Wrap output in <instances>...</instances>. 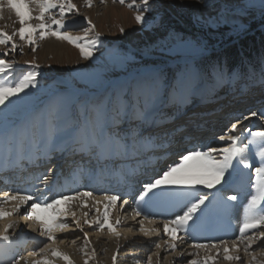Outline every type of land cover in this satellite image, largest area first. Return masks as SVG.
<instances>
[{
    "label": "rangeland",
    "instance_id": "1",
    "mask_svg": "<svg viewBox=\"0 0 264 264\" xmlns=\"http://www.w3.org/2000/svg\"><path fill=\"white\" fill-rule=\"evenodd\" d=\"M131 2L125 0L121 4L119 0H92L91 7H87L85 0H72L76 9L65 13L66 26L60 30L73 37H82L91 28L85 17L91 20L95 27L87 41L95 42V47L92 57L87 60L74 44L51 35L44 40L37 35L35 52L32 51L33 45L20 40L18 35L7 45H0V58L16 62L12 69L0 74V78L7 75L8 81H17L28 71L38 73L35 88L26 89L27 95L21 93V98H12V104L0 107V153L4 152L6 156H3V161L13 158L17 145L23 147V152L22 149L20 151L24 156L32 145L36 149L48 150V154L55 147L59 151L64 150L71 145L69 139L75 133L77 123L84 119L83 104L104 100L113 117L116 110L131 111L142 107L147 97L137 90V84L152 73L160 76L159 96L154 105L155 119L181 112L202 91V94L210 92L211 95L223 96L222 101H227L226 98L242 88L264 83V53L248 62L241 50L242 40L251 36L259 40L258 33L264 31V0H148L149 10L144 12L141 23H137L135 16L144 9L142 0H136L135 6L130 8L128 4ZM107 7L111 11H105ZM58 11V8L52 10L53 14ZM2 15L0 29L11 34L19 28L14 12L5 8ZM12 19L17 22L14 29L9 26ZM253 24L255 26L250 29ZM56 27L52 25L53 29ZM49 39L57 43V53L47 49ZM13 42L17 45L15 52L11 51ZM231 48L236 49V54L226 55ZM5 51H8L6 57ZM23 51L27 59H23ZM230 57L236 59L235 67L230 68ZM34 64L40 67L34 69ZM219 101L214 100L212 104ZM211 107L208 112H202L200 108L192 109V112L198 117L205 113L210 115ZM87 115L92 117L90 110ZM127 122H118L114 129H120V133L126 129L125 125L132 126ZM192 122L190 124H194ZM197 124L198 128L188 126L191 134L197 132L196 129L206 130ZM239 147L243 148V145ZM55 161L44 166L50 170ZM81 226L84 230L85 225ZM72 231L69 236L83 238L80 229ZM91 232L92 240L101 239L106 243V236L98 233L94 237L92 234L98 231ZM112 235L119 238L122 234L112 233L109 236ZM44 243L37 245L34 251L38 252L39 246L42 245V248ZM152 249L148 247L140 254L142 259L151 257L149 251L152 252ZM26 252L27 249L20 253L26 255ZM256 254L258 260L264 261V256ZM76 257L87 258L88 264H101L103 259L95 255L82 256L79 252ZM71 260L73 264H84L76 258ZM240 260L242 263V257ZM247 264L254 262L249 260Z\"/></svg>",
    "mask_w": 264,
    "mask_h": 264
},
{
    "label": "snow or ice",
    "instance_id": "2",
    "mask_svg": "<svg viewBox=\"0 0 264 264\" xmlns=\"http://www.w3.org/2000/svg\"><path fill=\"white\" fill-rule=\"evenodd\" d=\"M104 2V0H101ZM121 4L125 3V0H119ZM144 5L143 11H140L135 20L137 23H141L144 20V12L148 11V0H142ZM136 4V0H132L128 4V7H133ZM92 0H85V6L91 7ZM7 8L9 11L14 12L16 21L19 24V28L15 29L11 34L7 31L0 29V45H7L13 40L14 36H19L20 40H26L29 45H33L32 51H36V37L38 35L40 40H44L47 36L51 35L58 40H66L69 43L74 44L79 48L80 55L84 59H89L93 55V48L95 42L87 41V37L94 25L90 19L85 17L88 24L91 25L89 30L84 32L82 37H73L67 32H62L60 29L66 26L65 13L72 12L76 9V5L72 3V0H0V19L3 18V12ZM59 9L57 14H53V9ZM57 16L59 18H57ZM52 25H56L55 29ZM123 31V29H121ZM99 34H97L98 36ZM85 41L80 43L79 41ZM17 49L16 43H12L11 51L15 52ZM22 51V50H21ZM8 55V51L4 52V56ZM15 61H9L7 59L0 58V74H5L7 70L12 69ZM29 63V62H26ZM39 64H34L33 68L38 69ZM10 75V73H9ZM38 73L35 70L28 71L26 75L17 81H8V76L4 75L0 78V107H7L8 104H12V98H21V93H26V89L35 88L36 77ZM7 81V82H6ZM137 90L146 95V101L142 107H136L129 111L128 109L116 110L115 117L110 115V109L108 103L104 100L92 102L90 104H83L84 119L77 123L74 128L76 134V141L81 145L82 150H86L89 154L95 152L97 156L104 153L124 154L131 151L135 154L137 145L146 143L151 145L153 141L149 140L145 136V131L155 125V112L154 105L156 99L159 96L160 90V76L159 74L152 73L144 78L137 84ZM91 111L92 117L87 115L88 111ZM252 116H257L256 112H252ZM264 119V115L261 116ZM129 121L132 126L127 130H122L120 133L113 131L117 127L118 122ZM233 133L237 131V125L232 124L231 130ZM247 135L243 133L241 135H220V141H228L229 146L223 148L207 147V150H190L187 154L181 156L178 163L173 166H169L166 171H163L162 176L155 179L153 182L146 183L143 188V192L140 195V199L148 196L149 193L156 195L155 189L160 188L163 185H173L172 189L164 190L166 195L173 201H183V206L186 210H183V214H177L174 219L164 221L163 231L166 235L171 236V242H167L168 246L174 251L177 247L175 241L178 239L177 232H186L189 221L198 212L204 211L201 206L207 207L206 201H209L207 193L201 191L197 185H203L204 188L212 189L216 185H221L217 191H221L222 188L230 185L228 177L233 176V173L243 175L240 170V166L243 169L251 170L254 174V181L250 179V187L254 189L255 194H251L250 200H248L246 207L244 208L243 222L239 226V235L231 241L221 240L219 245L217 244H194L193 247L200 248H213L218 249L223 247V259L224 260H236L241 258L235 254L239 251L238 245H243L244 252L250 256V261L254 264H264V261L257 259L256 253H250L249 249L257 240L264 239V231L257 232L256 230L260 226L264 225V146L259 148V151L255 153L259 157V166H255L254 163L248 162V157L244 155L245 152H250V145H253L259 140L261 144H264V131H249L245 130ZM243 137V138H242ZM250 137V139H249ZM247 140V143H244ZM243 145V148L238 145ZM219 153L222 159L217 160L215 153ZM235 161V163H234ZM171 178V179H170ZM41 183L49 191V176L47 174L40 177ZM223 182V183H222ZM53 184H57V180L54 178ZM40 191V190H38ZM41 196L43 192L41 191ZM91 192H79L77 191L73 195H66L60 193L58 198L51 199L50 202L47 198L43 199L39 196L34 198V194H15L4 193L2 203L7 205L10 201H15L11 210L5 207H0V219H4L7 216H11L14 213H20L23 205H28L29 201L32 203L30 207L25 209V215L23 217L26 221H32L36 227L32 230L39 229V235L47 238V243L39 249L38 252H33L30 255L33 257H41L40 259H34L31 264H54L52 257L61 258L67 262V264H73L67 254L59 251L55 247L56 236L53 233V229H59L65 231L69 225L65 219L69 214L73 218V222L76 227L84 233V248L89 245L88 234L84 232L81 226L80 220L76 218L74 212H68L61 209L60 205L67 204L71 201H79L82 197H91ZM119 197L105 195L103 200L108 201L109 204L115 205ZM216 197L213 195V200ZM238 195L228 196V201H236ZM124 203H127L125 201ZM211 203V201H209ZM109 204H105V210L101 217H96L94 221L89 223L85 220L84 223L96 224L99 230H103L107 227L109 230H114L113 225L109 223ZM40 212L45 213L43 217L38 214ZM99 211V209H97ZM137 214H139L137 212ZM87 216V213L84 214ZM119 224V221H116ZM16 226V222L8 223L3 230H0V242H7L10 244L13 240V235L9 234L8 229ZM31 226V225H30ZM140 230L147 236L148 231L143 228V222H141ZM152 233L159 234L160 229H152ZM252 234L249 235L248 233ZM75 243V241H73ZM156 248H160V244L155 245ZM119 248V245H117ZM230 247L234 251L230 254ZM84 249L82 248L81 251ZM219 254V253H218ZM88 255V253H85ZM92 255H95L93 249ZM191 255V254H190ZM194 255L198 256V253ZM260 256H264V251L259 253ZM116 256L112 257L113 264L116 262ZM216 259V257H206L204 260L192 259L188 264H208V260ZM21 260L28 264L25 257L13 260L12 264H21ZM84 264H88L85 260ZM148 264H151V257L148 258Z\"/></svg>",
    "mask_w": 264,
    "mask_h": 264
},
{
    "label": "bare ground",
    "instance_id": "3",
    "mask_svg": "<svg viewBox=\"0 0 264 264\" xmlns=\"http://www.w3.org/2000/svg\"><path fill=\"white\" fill-rule=\"evenodd\" d=\"M93 1H97V0H93ZM105 11H111L110 7H107ZM9 26L12 29H14L17 27V22H15V20L12 19L11 25H9ZM50 44H53V45H50ZM47 45H48L47 46L48 50H50L54 53H57L59 51V47L56 46L57 43L54 42V39H52V40L49 39L47 42ZM23 52H24L23 59H27L28 56H27L26 52L25 51H23ZM38 60H39V58H38ZM255 112L257 113V117L262 116V113H260L261 111L255 110ZM192 123H194V124L198 123L197 125L204 127L205 129L212 130L214 128V125H217L218 120L217 121L216 120H208V122H207L205 119L202 118L200 120H194ZM240 124H242V122H240ZM252 125L257 127L255 129H258V130L264 129V124L261 125L257 121H255ZM259 125L263 126V127L259 128L258 127ZM184 127H186V126H184ZM189 130L190 129L187 127V129H186L187 137L185 135H183L182 133L181 134H175L176 132H173V134L168 137V148H169L167 150L168 154L180 153L183 150V146H182L181 141L183 139L187 140V139L192 138V134ZM150 133H152V132L146 131V134H150ZM203 134H204V132H202L200 135H203ZM150 139H152V141H156V140L161 139V138L157 139L156 136H152ZM211 140L214 142L213 145H215V146H219V144H222L221 143L222 141L217 140L216 138H211ZM140 145L148 147V148L151 147V145L146 144V143L139 144V145H137V147H139ZM255 145L256 146L251 148L250 152L244 153V155L246 157L249 158V156L252 155L256 158L255 153L257 151H259L260 147L264 146V144H261V142L259 140L257 143H255ZM156 146L157 145H154V147H156ZM152 150H153V147H152ZM21 153L17 152L15 159L6 164V165H10V166H7L5 168L4 164L0 165V171H1L0 172V182L5 183V182L10 181V184H12V182H18V183L12 184L13 187H11L9 189L13 188V190H11V192H8L9 194H15L16 192H19L22 195L23 194H34V198L37 196L41 197L42 199L44 197H46L47 201L50 202L51 199H53L54 197L57 198V196H59L56 193H64L66 195H73L77 191H79V192H91L92 193L91 197H82V198H80L79 201H71V202H68L67 204L60 205L61 209H63V210L68 211V212H74L76 215V218L80 220V223L85 225L84 232H87L88 241H89V243H91L90 247L88 246L87 248H84V233L83 232L81 233L83 235V238H82V236H80V239L75 238V237H71L68 235V233L71 232L72 230H74V231H75V229L79 230V228H77L75 223L73 222L72 216L69 214L65 218L67 220L68 225H69L68 229H66L65 231H60L59 229H53V233L56 236V241H55L54 246L57 247L59 249V251H61L62 253L67 254L70 259L76 258V261L78 259L81 262L82 261L85 262V260H87V258L82 259L81 257H76L77 252H79V254L81 253L82 256H93L92 255L93 249L94 250L97 249V254L95 253V256H99L100 258H103L101 260V264H113L112 257L114 255L117 258L115 264H148V259L147 260H145V258L142 259L140 254H142L144 251H146L148 249V247H150V248L153 247V249H152L153 251L152 252L149 251L151 253V264H188V262L192 259L204 260L206 257H209V256L216 257V259L208 260V264H222V263L223 264H245V263L247 264L248 261L250 260V256L248 254H246L243 250V248H244L243 245H238L239 251L235 253V254L239 255L240 258L242 257V259H243L242 263H240L239 261H236V260H231V262H229V260H224L223 259V249L222 250H214V249H208L207 248L205 251H197L196 249L192 248L188 243L179 242L178 240H176L177 241L176 242L177 247L173 251L168 246V243H167V242H171V236L170 235H167V236L163 235L162 236V234H161V233H164V231L162 229V225H157L158 223L155 220H149L147 218H144V219L139 218L138 219L139 222L135 221L134 219L136 218V216H135L134 212L133 211L131 212L129 209L122 210V212L120 213L119 208L117 207V202L115 205H111V204H109L108 201L103 200V197L105 196L104 190L95 192V191H92L91 189H87V185H85V183L88 181V179L81 180V178L88 172L90 174H96V176L98 177V181L99 180H105V181L112 180L113 184L115 182L117 185L124 186L128 181L132 180L131 178H133L134 174L136 175V172H138L140 170L141 173H143V171H145L146 167L143 168V171L141 170L143 165L145 164V162L146 163L151 162L152 167H154V166L158 167L159 166V163H158L159 160L158 159H160L161 156L157 155L156 153H154L152 158H150V156H149L150 159L145 161V162L139 161L140 160L139 159L138 162L135 163V169L131 168L130 163H125V164H123V162L119 163V162L123 161L122 158L125 159V153L124 154L104 153V154H101L99 156H97V154L95 153L93 155H94V157H96V160H99V159L103 160V167L102 168L96 169V168H93V166H91L90 168L85 169V168H82L79 166L77 169H75L72 172V174H69V175L66 174L67 173L66 170H64V171L61 169H60L61 171L55 170V167L60 162V160H56L52 164L53 167H49L51 169L53 168L52 172H54L51 174L52 177L51 176L50 177L53 179L55 178L58 182L57 184H53L52 183L53 179L51 180V182H49V188L51 189V191H49L47 188H45V186L41 183L40 177H42V175L34 174V173L33 174H27L28 169L24 168L25 166L34 167V168H39L40 171H42L43 167L46 163L43 159L40 161H38V159H39V157L44 158L48 152L46 150H44L43 148L39 149V151H37L35 149V147L32 146V148L29 150L28 154L24 158L26 163H22L23 158H21ZM185 153H187V152H185ZM150 155H152V154H150ZM4 156H5V154H4ZM0 157H2V155H0ZM119 158H121V159H119ZM39 162L41 163V165H36V163H39ZM115 163H117V164L115 165ZM79 165H81V164H79ZM23 170H26L25 174L27 176L21 177L20 175L13 174L14 172H16L18 174V171L22 172ZM160 170L161 169H158L156 171L159 172ZM8 172H11V174H9L10 177L12 175H15V176H13L10 180L7 181V179H5L4 177H5V174ZM152 176L150 177L151 182H153L152 178H156L159 175H158V173H156V174H153ZM229 178L230 177H228V179ZM23 181H26V182L28 181L30 183L28 186H23ZM113 184L110 185L109 189H112ZM42 186L44 188L38 192V189ZM170 186L171 185H163L160 188H162V190H166V188L170 187ZM198 186L203 187V185H198ZM217 188H221V185H216L212 189L204 188V190L214 191ZM3 191H5V190H3ZM41 191L44 194L43 196H41ZM246 192H248V191H246ZM163 196H166L165 191L161 197H163ZM2 201H3V197L0 196V207H5L8 210H11L15 204V201H10L7 205H4L2 203ZM241 201L244 205L247 203L246 198H241ZM31 203L32 202L29 201L28 205H23L21 207L20 213H18V214L14 213L11 216H7L4 219H0V230H3L4 227L8 223H11L14 221L16 222L15 227L8 229L9 234L13 235L12 242L10 244H8L7 242H0V264H12L13 260L20 259V257H25L28 261V264H31L32 260L41 258V257H33L30 254L33 252H37V251H34L35 247L39 244H43V243H41V241H47V238L39 235V229L38 228L36 231L32 230L33 227H36V225L32 221H26L23 219L24 215L26 214L25 209L29 208ZM105 204H109V208H108V210H109V223H111L113 225L114 230H109L107 227H105L101 231L98 229V226L94 223L92 224L91 227L89 226V224L84 223L85 220H88L89 223H91L92 221H94L96 219V217L102 218V214L105 210ZM215 205H218V201L215 202ZM97 209H99V211H97ZM85 213H87V216L84 215ZM38 214L41 217H43L45 215V213L40 212L39 210H38ZM162 217L167 218V216H162ZM153 218H156V217L153 216ZM116 221H119L120 223L117 224ZM141 222H143V228L145 231L149 232V235L146 236L144 234V232H142L139 229V228H141ZM115 225L117 227H115ZM263 227L264 226H260V228H263ZM152 229H160V234L157 235V234L152 233V231H151ZM238 229H239V227L237 226L235 238L239 235ZM259 229H257L256 231L258 232ZM93 230L98 231V232H95L94 234H92V235H94V237L98 233L106 236V238H107L106 243L101 242V239L94 238V240H92L91 239L92 236L90 237V233H92L91 231H93ZM112 233H116L117 235H119L121 233L122 235L119 238L116 237V235L109 236ZM248 234L250 235L252 233L249 232ZM15 239H17V240L15 241ZM73 241H75V243H73ZM231 241H229L230 244H231ZM67 242H69L70 247H66V245H69V244L65 245V243H67ZM157 243L160 244V248H156L155 245ZM263 244H264V241L259 240V243L253 244L255 246L253 248L251 247L249 249V252L250 253H256L257 252L259 254L261 251H264ZM63 245H65V247ZM117 245H119V248L117 247ZM41 246H39L38 250L40 249ZM82 248L84 249L83 251H81ZM25 249H27V252H26L27 254L26 255L24 253L21 254L20 252L25 250ZM233 251L234 250L231 249V247H230V254H232ZM85 253H88V255H85ZM195 253H198V256L194 255ZM135 256H137V257H135ZM162 256H164V257H162ZM118 258H120L121 260L119 261ZM51 259H53L54 264H67V262L61 258L52 257ZM117 260L119 262H117ZM225 262H228V263H225ZM21 264H25V261L21 260Z\"/></svg>",
    "mask_w": 264,
    "mask_h": 264
},
{
    "label": "trees",
    "instance_id": "4",
    "mask_svg": "<svg viewBox=\"0 0 264 264\" xmlns=\"http://www.w3.org/2000/svg\"><path fill=\"white\" fill-rule=\"evenodd\" d=\"M255 26V24H253L250 29H252ZM259 40H256V36H251L249 38H245L244 40L241 41V47H242V51L245 53V58L248 62H250V60L259 57L260 53H264V31L259 32ZM236 54V49L235 48H231L229 49V51L226 52V55L228 54ZM246 53H248L250 56H248ZM211 59V58H210ZM229 66L231 68V66L235 67L237 64L235 61L236 59H231V57L229 58ZM257 61V60H256Z\"/></svg>",
    "mask_w": 264,
    "mask_h": 264
}]
</instances>
